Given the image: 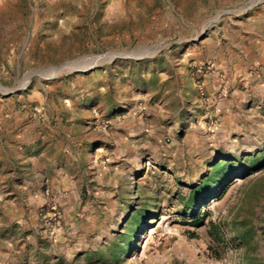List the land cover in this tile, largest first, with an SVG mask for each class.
Instances as JSON below:
<instances>
[{
	"label": "rangeland",
	"instance_id": "rangeland-1",
	"mask_svg": "<svg viewBox=\"0 0 264 264\" xmlns=\"http://www.w3.org/2000/svg\"><path fill=\"white\" fill-rule=\"evenodd\" d=\"M261 8L0 3V161L20 146L48 167L22 203L54 263L264 264V60L251 84L202 89Z\"/></svg>",
	"mask_w": 264,
	"mask_h": 264
},
{
	"label": "crops",
	"instance_id": "crops-1",
	"mask_svg": "<svg viewBox=\"0 0 264 264\" xmlns=\"http://www.w3.org/2000/svg\"><path fill=\"white\" fill-rule=\"evenodd\" d=\"M5 2L7 0H0V3ZM236 22L238 37L233 52L230 50L218 55L220 62L216 70L204 77L202 89L212 97H215L223 79L226 87L233 89L253 83L256 75L260 74L259 71L248 74L245 69L264 60V8ZM261 69L264 74V64ZM16 153H20L21 162L11 157V151L2 153L5 162L0 161V264H56L55 255L58 253L49 243L51 239L46 240V244L44 241L41 243L45 238L38 228L37 216L30 212V217H24L26 213L22 203L25 199L33 203L42 198L41 186L50 179L48 167L31 152L28 153L27 148L19 146ZM36 185L39 195L33 197L37 193L34 191ZM69 250L72 253L69 248L63 252L68 256Z\"/></svg>",
	"mask_w": 264,
	"mask_h": 264
},
{
	"label": "built area",
	"instance_id": "built-area-1",
	"mask_svg": "<svg viewBox=\"0 0 264 264\" xmlns=\"http://www.w3.org/2000/svg\"><path fill=\"white\" fill-rule=\"evenodd\" d=\"M196 71L198 72V74H203L205 72V69L202 67H197Z\"/></svg>",
	"mask_w": 264,
	"mask_h": 264
},
{
	"label": "bare ground",
	"instance_id": "bare-ground-1",
	"mask_svg": "<svg viewBox=\"0 0 264 264\" xmlns=\"http://www.w3.org/2000/svg\"><path fill=\"white\" fill-rule=\"evenodd\" d=\"M151 229V228H150Z\"/></svg>",
	"mask_w": 264,
	"mask_h": 264
}]
</instances>
